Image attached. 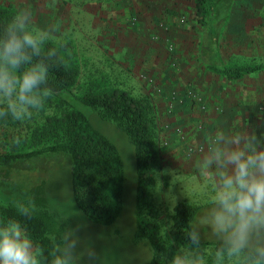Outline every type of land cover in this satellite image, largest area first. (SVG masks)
I'll list each match as a JSON object with an SVG mask.
<instances>
[{"label": "trees", "instance_id": "16d2710c", "mask_svg": "<svg viewBox=\"0 0 264 264\" xmlns=\"http://www.w3.org/2000/svg\"><path fill=\"white\" fill-rule=\"evenodd\" d=\"M194 1L203 19L216 0ZM16 10L12 4L0 3V29L11 21ZM49 49L54 50L51 56L48 55ZM203 52L210 55V50L206 48ZM72 58L69 47L49 42L42 55L34 58V62L47 65V88L51 89L50 96L62 105L63 112L54 120L58 130L52 142L27 150L0 153V224L10 218L18 220L34 239L47 264V250L51 247L52 238L70 227V221L49 209L45 179L24 187V181L20 183L17 177L22 172L47 170L50 163L67 161L70 190L76 208L88 221L103 228L112 227L121 217L126 208L127 189L132 183L134 240L145 243L153 250L150 251L148 264H167L170 248L159 242L155 226L145 220L141 212V203L148 196V183L158 161L156 108L152 98L133 95L117 87L77 94L73 87L78 81L79 67ZM210 58V69L230 77H241L259 68L217 67L213 64L214 57ZM104 128H113L126 137L134 163L132 181L125 173L117 144ZM18 203L32 206V215L19 216ZM204 208V205L186 202L174 207L171 235L177 245L192 249H203L208 245L217 250L221 247L219 239L202 238L199 245L193 247L188 238L189 224L199 217Z\"/></svg>", "mask_w": 264, "mask_h": 264}, {"label": "crops", "instance_id": "0c3cea01", "mask_svg": "<svg viewBox=\"0 0 264 264\" xmlns=\"http://www.w3.org/2000/svg\"><path fill=\"white\" fill-rule=\"evenodd\" d=\"M27 1L56 13L61 9L68 21L76 16L84 30L87 23L90 32L108 30L113 40H118L123 32L131 39H144L143 33L150 30L152 47L175 48L174 59L167 62L176 61L174 73L163 74V70L153 66L149 71L165 87L164 94L170 92L162 97L164 108L161 103L157 111L159 117L172 122L168 134L171 150L165 157L172 166L167 164L164 170L167 174L180 171L181 175L196 176L194 183L182 186V190L193 191L195 196L198 191L208 190L206 195L212 197L223 169L209 160L214 159V151L227 148L220 138L238 141L247 131H264L263 125H257V113L253 121H247L246 116L251 107L254 111L260 107L257 95L264 100V0H216L203 19L194 0H0V3L16 6ZM248 46L253 47V55L248 59L254 58L258 69L241 77L210 69V56L217 67H244L230 62L235 59L230 58L228 48H237L232 56ZM203 48L210 50V55ZM223 54L228 57L223 59ZM156 89L161 91L160 85ZM247 100H252V104ZM168 143L166 139L163 146Z\"/></svg>", "mask_w": 264, "mask_h": 264}, {"label": "rangeland", "instance_id": "374dc122", "mask_svg": "<svg viewBox=\"0 0 264 264\" xmlns=\"http://www.w3.org/2000/svg\"><path fill=\"white\" fill-rule=\"evenodd\" d=\"M259 3L261 2H257V5ZM1 4L6 5V2ZM19 7L32 9L36 25L47 26L52 23L57 25V31L50 36L47 42L56 45L64 44L69 47L75 60L72 59L77 61L79 67L78 81L73 87L77 94L93 89L117 87L129 91L133 95H147L152 98L156 108L158 129L156 143L158 161L148 183V196L141 203V212L145 220L155 226L159 242L170 248V257L177 248L189 249L177 245L172 239L171 226L174 207L181 202L204 205L205 208L199 214L200 217L210 205L214 195L207 196L208 190L198 191L197 196L193 194V191L182 190V186L193 184L196 176L181 175L180 171H172L173 173L167 174L164 170L165 165L172 166L171 162L165 158L171 150L169 144L172 140L170 141L168 134L172 122L159 117L157 111L159 106L163 105L164 108L162 97H167L170 92L164 94L165 87L150 73L149 68L150 66L159 68V70H163V74L174 73L177 69L176 61L169 64L167 62L169 59H174L175 48L170 45L152 47L150 40L152 32L150 30L143 33L144 39L138 37V39H131V37H127L129 34L123 32L118 40H113L110 38L112 33L108 30L90 32V23H87L84 30L83 24L77 21L76 16L69 18L70 21L66 20L61 9L56 13L54 10L44 9L32 1L15 6L17 9ZM252 48V46L242 47L240 54L232 56L231 54L237 48H228L230 58L235 59L230 62L234 65L239 64V66H257V61H253L254 58L248 59L253 55ZM255 49L257 50V48ZM222 57L225 59L228 56L223 54ZM156 84L160 85L161 91H157ZM259 97L257 95V106L260 107H257V111L251 107V111L246 112V116L248 117L247 121H253V115L257 113V125L264 126V100L261 97L259 100ZM212 101L216 102V100ZM246 102L249 105L252 104V100ZM58 103L55 98L49 95L44 101L43 109H33L31 118L25 121L18 122L10 118L0 119V153L27 150L52 142L56 137V130H58L54 120L59 118L63 112L62 105ZM161 103L163 104L161 105ZM104 131L116 139L110 136L120 150L125 173L132 181L134 163L132 149L126 137L124 134H122L123 136L119 135L113 128H104ZM166 139L169 143L167 146H163ZM126 152L128 153L125 160ZM173 166L176 165L173 164ZM17 179L20 183L24 181L22 183L24 187L38 183L43 179L46 180L49 209L59 216L68 218L70 227L77 230L79 240L77 250L83 253L79 258V264H148L150 251H146V249L149 247L143 242L134 240L135 218L132 183L127 189L126 208L121 217L112 227L103 228L88 221L76 208L70 190V170L67 161L50 163L47 170L22 172ZM27 184L29 185L27 186ZM201 238L218 239L207 227L202 229ZM89 250L94 253V256L89 257ZM193 250L203 257L204 264H218L217 249L214 246L208 245L203 249ZM219 264H241V261L229 257Z\"/></svg>", "mask_w": 264, "mask_h": 264}, {"label": "clouds", "instance_id": "9594fccd", "mask_svg": "<svg viewBox=\"0 0 264 264\" xmlns=\"http://www.w3.org/2000/svg\"><path fill=\"white\" fill-rule=\"evenodd\" d=\"M56 31L55 23L36 25L29 7H19L0 29V119L25 121L33 109H43L51 94L48 67L34 58L42 55ZM53 54L49 49L48 55ZM220 141L227 148L214 151L209 160L223 169L217 191L199 219L189 224L188 238L198 246L207 227L222 242L216 253L218 264L229 257L241 264H264V131H247L238 141L224 137ZM17 213L31 216L32 206L18 203ZM78 243L77 230L64 228L52 238L47 264H79L83 253L77 250ZM88 255L94 253L89 250ZM0 264H45V256L16 219L0 224ZM167 264H204V260L192 248H177Z\"/></svg>", "mask_w": 264, "mask_h": 264}]
</instances>
